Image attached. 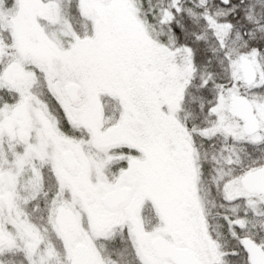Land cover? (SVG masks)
<instances>
[{
  "label": "snow or ice",
  "instance_id": "1",
  "mask_svg": "<svg viewBox=\"0 0 264 264\" xmlns=\"http://www.w3.org/2000/svg\"><path fill=\"white\" fill-rule=\"evenodd\" d=\"M0 264H264V0H0Z\"/></svg>",
  "mask_w": 264,
  "mask_h": 264
}]
</instances>
